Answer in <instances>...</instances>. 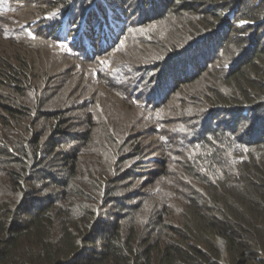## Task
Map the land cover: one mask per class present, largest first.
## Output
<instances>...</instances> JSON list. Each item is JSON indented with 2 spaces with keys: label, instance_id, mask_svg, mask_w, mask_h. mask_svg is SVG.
<instances>
[{
  "label": "trees",
  "instance_id": "obj_1",
  "mask_svg": "<svg viewBox=\"0 0 264 264\" xmlns=\"http://www.w3.org/2000/svg\"><path fill=\"white\" fill-rule=\"evenodd\" d=\"M249 1L241 11L243 0L233 1L239 3L233 18L251 22L248 29L256 31L251 32L250 44L245 39L234 45L215 43L224 31L222 16L208 21L194 10L203 4L226 12L223 0H60L62 7L44 17L61 55L89 61L96 73L111 81L128 80L127 71L131 75L133 68L130 62H110L108 53L121 49L127 40H150L154 32L164 53L143 70L156 84L148 85L156 92L155 106L162 90L167 97L181 85L202 88L203 99L193 96L191 103L178 95L185 105L179 115L186 123L179 132L188 155L174 163L178 172L172 180L180 185L179 177L185 179L188 192L183 201H169L166 186L146 194L147 201L134 200L141 183L152 186L151 180L140 182L146 174L137 170L148 163L120 167L139 156L140 149L136 155L125 149L124 156L120 129L108 119V148H114L106 170L109 176L92 172L87 178L75 161L78 150L93 137L89 125L76 130L60 120L59 109H42L44 96L29 73L1 60L7 62L1 84L13 92L33 87V104L24 106L26 113L36 112L54 123H49L53 135L45 145H37L40 135L30 127L28 134L0 143V176L11 188L9 199L0 200V264H223L218 238L225 241L228 264H264V0ZM69 2L71 6H64ZM179 4L193 14L175 16ZM170 16L188 24L186 33L173 40L168 38L175 27ZM152 24L150 34L147 26ZM20 31L36 38L27 23L20 24ZM219 51L228 55L225 65L215 80H206L210 61ZM133 98L132 103L148 114L154 133L161 131L148 105ZM5 111L3 118L22 112L12 106ZM220 116L224 117L217 119ZM36 182L46 183L49 191L38 195ZM2 191L0 187V195Z\"/></svg>",
  "mask_w": 264,
  "mask_h": 264
},
{
  "label": "rangeland",
  "instance_id": "obj_2",
  "mask_svg": "<svg viewBox=\"0 0 264 264\" xmlns=\"http://www.w3.org/2000/svg\"><path fill=\"white\" fill-rule=\"evenodd\" d=\"M233 1L225 2L223 0V5H226L228 9L224 10L226 12H220L222 14L215 10L217 8L212 9L210 5L197 4V8L194 10L200 18L208 21L218 19L219 15L222 16L225 23L223 25L222 22L224 31L217 35L215 43L219 44L222 41L234 45L241 39H245L250 44L254 40L253 37L250 38L251 32L256 30L253 27L248 29L251 22L233 18L236 16L239 4ZM5 3L7 5L2 10V18H0V73L5 65L7 69V62H1L3 58H6L9 63L17 65L25 73H29V78L33 79L35 88L41 93V98L44 96L43 100L46 104L42 109H59L63 113L60 120L66 121L67 126L74 125L76 130H85L86 124L89 125L93 137L86 146L78 150L77 161H75V163L79 162V169L87 172L86 177L88 178L92 172L104 173L109 176L106 170H108L107 165L110 164V150L114 148H108L109 141L105 125V121L108 119V124L109 122L114 123L120 129L119 134L123 137L120 142L122 154L126 149L125 152L130 153L132 150V154L136 155V149H140L139 156H132L120 167L125 169L138 164V162L148 163L140 165L137 170L139 175L146 174L140 182L151 180L152 186L141 183L134 191L136 193L134 200L147 201L146 194L159 192L162 186H166L170 192L169 201H183L185 193L188 192L186 185L182 183L185 179L179 177L180 185H174L172 180L177 177L178 172V166L174 163L184 160V157L188 155L185 153L186 151H183L188 148L187 143L179 132L180 126L186 123L179 115L180 109L185 105H183L184 100L178 98V95L185 98L186 102L191 103L194 100L193 96L198 97L197 95H199L198 99H203V94L202 88H199L197 84L181 85L182 87L177 92L172 91L167 97L162 90L159 98L157 97L158 104L154 105L156 92L149 90L150 86L148 85L155 86L156 84L147 80L143 70L152 65L153 57L164 53V49L160 48L154 39V24L147 26L149 33L153 32V36L149 37L150 40H147L146 37L127 40L129 42H126L121 49L108 53L107 57L110 62H130L133 68L131 75L127 71L128 80L111 81L107 76L100 75L98 71L96 73V68L89 61L75 60L61 55L57 46L50 40L49 23L44 21V17L51 10L62 7L60 0H5ZM249 4H251L249 0H243L240 11L246 10ZM68 5L71 6V2L64 3V6ZM178 8L175 11L179 12H175V16L178 14V17L180 15L183 18L191 16L188 14H193L186 12L180 4ZM169 20L170 24L175 25L174 29L170 28L169 39H177L186 33L188 24L184 23L181 18H178L179 22H176V19L170 16ZM40 21H44L43 25L37 24ZM241 21H245V23L241 25ZM23 22L27 23L36 34L35 39H29L22 34L20 24ZM228 24L233 26V31H230ZM65 27L68 28V26ZM164 27L168 29L169 25L165 23ZM258 33H262V29ZM216 56L210 61L212 69L206 73L204 78L206 80H215L216 75L222 71V67L225 65L226 57H228L224 51L217 52ZM26 63L28 66L25 65ZM104 78L107 81L103 80ZM1 80L2 76L0 75V143L11 142V139L28 134L27 128L30 127L37 132V135H40L37 145H45L48 138L53 135L48 126L49 123L52 125L54 120L41 119L36 112L26 113L29 110L24 106L31 107L33 104L32 98H30L33 95V87L29 91L13 92L8 85H2ZM133 97H137L140 103H144L145 106L148 105L146 106L148 113L151 117L156 118L154 120L159 124L161 131L154 133V126L148 119V114L141 112L144 109L142 106L136 107L132 103ZM6 106L20 108L22 112L18 113L17 117L3 118L6 116ZM221 117L224 116L217 119ZM31 137L32 133L29 134V139ZM60 139H62V143L67 140L63 136ZM126 141L129 142L128 145H125ZM156 161H161V163H156ZM3 168H7V166H3ZM5 180L7 178L0 176V187L3 190L0 195L1 201L8 200L11 194V188ZM34 186L40 196L49 191L46 183L36 182ZM119 189L117 186V191ZM123 191L122 189L121 192ZM225 262H227L226 256Z\"/></svg>",
  "mask_w": 264,
  "mask_h": 264
},
{
  "label": "water",
  "instance_id": "obj_3",
  "mask_svg": "<svg viewBox=\"0 0 264 264\" xmlns=\"http://www.w3.org/2000/svg\"><path fill=\"white\" fill-rule=\"evenodd\" d=\"M217 246H218L219 252L221 254L222 263L228 264L227 262H225V256H226L225 241L222 238H218Z\"/></svg>",
  "mask_w": 264,
  "mask_h": 264
},
{
  "label": "clouds",
  "instance_id": "obj_4",
  "mask_svg": "<svg viewBox=\"0 0 264 264\" xmlns=\"http://www.w3.org/2000/svg\"><path fill=\"white\" fill-rule=\"evenodd\" d=\"M2 10H4V9H1L0 10V18H2Z\"/></svg>",
  "mask_w": 264,
  "mask_h": 264
},
{
  "label": "snow or ice",
  "instance_id": "obj_5",
  "mask_svg": "<svg viewBox=\"0 0 264 264\" xmlns=\"http://www.w3.org/2000/svg\"><path fill=\"white\" fill-rule=\"evenodd\" d=\"M89 2H91V0H89ZM245 23V21H241V25H243Z\"/></svg>",
  "mask_w": 264,
  "mask_h": 264
}]
</instances>
